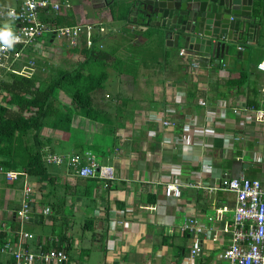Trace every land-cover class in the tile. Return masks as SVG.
<instances>
[{
	"label": "crops",
	"instance_id": "obj_1",
	"mask_svg": "<svg viewBox=\"0 0 264 264\" xmlns=\"http://www.w3.org/2000/svg\"><path fill=\"white\" fill-rule=\"evenodd\" d=\"M19 1L0 0V9L17 8ZM135 1L70 0L71 6L58 12L39 10V19L50 28L82 25L78 44L48 30L23 49L24 56L11 69L0 70V81L12 73L34 75L39 82L50 79L71 63L77 67L91 39L92 49L105 54L94 64L102 62L106 71L105 87L93 100L118 123L102 124L78 113L69 124L60 112L45 118L40 142L56 186L19 174L9 182L0 167V242L10 240L17 247L21 232L29 231L34 236L24 245L33 251L64 248L66 264H228L223 253L232 239L236 195L222 188L221 178L240 173L264 177V120L245 119L233 110L264 108V71L258 68L264 57V6L257 12L259 0H252L253 37L226 39L230 51L217 58L185 48L182 40L176 46L173 37L169 43L164 34L160 38L161 31L134 15ZM3 26L14 30L18 22L0 16ZM9 98L0 92V103L17 108ZM58 98L65 107L73 105L64 87L58 88ZM210 108L216 116L207 115ZM163 119L175 126L166 127ZM189 120L230 136L199 137L186 153L169 139L184 136L182 127ZM82 143L107 151L102 157L86 150L114 167V179L77 174L69 160L80 155L83 164L88 162L86 151H78ZM52 146L57 150L51 151ZM173 180L181 186L179 197L165 194L164 185ZM27 185L34 189L32 214L39 216L23 222L16 210ZM46 207L48 214L43 213ZM189 218L203 223L202 233L181 230ZM197 245L201 252L192 258ZM13 261L10 255L0 257V264Z\"/></svg>",
	"mask_w": 264,
	"mask_h": 264
},
{
	"label": "built area",
	"instance_id": "obj_2",
	"mask_svg": "<svg viewBox=\"0 0 264 264\" xmlns=\"http://www.w3.org/2000/svg\"><path fill=\"white\" fill-rule=\"evenodd\" d=\"M70 0H23L20 10L17 8L0 9V16L9 18L18 22L16 29L1 27L0 32L7 31L10 36L5 39L0 36V70L11 69L14 63L24 56L23 49L28 44L36 43L40 40L46 31L53 30L62 37L68 39L73 45H77L85 28L76 24L59 28L49 27L45 22L39 19V10L46 7H52L56 12L63 7H70ZM11 13V15H10ZM93 40L88 39L89 49L93 47ZM181 54H184L181 51ZM30 65H34V60H29ZM196 65V64H195ZM258 68L264 71V57L258 63ZM218 105L221 107L222 102ZM234 113L240 117L248 119L255 117L264 120V108L249 106L244 108L236 107ZM207 115H217L215 109H208ZM155 119H158L156 117ZM166 127L175 126L171 119H163ZM184 136H174L169 139L170 142L181 144L186 151L190 153L191 148L197 142L199 137L206 136H230L227 133H219L214 126H201L193 120L183 124ZM84 155L88 162L83 164L80 155H74L70 158L69 164L77 169V174L81 177H99L103 181L115 178V169L108 164H102L97 161L96 155L86 151ZM51 160L61 162L62 158L52 156ZM175 171H180V166H172ZM210 170L208 165L204 167ZM5 176L9 182H14L19 175L16 171H6ZM222 188L235 193L236 207L233 221V234L230 245L225 249L223 258L228 264H264V177L262 179L249 178L244 173L238 175L225 174L221 178ZM167 196L179 197L181 195V186L178 181H169L164 185ZM33 186L27 185L24 189V200L22 205L16 210V216L23 222L30 220L33 212L31 206ZM51 209L46 207L43 213H50ZM182 231H190L194 234L202 233L204 225L196 218H189L181 226ZM34 235L29 231H23L20 235V244L16 247L10 240L0 242V257L10 255L14 261L12 264H66L69 262V255L66 249L54 247L50 249H39L33 251L26 245V241ZM215 237L217 235H214ZM201 252V247L197 245L192 249L191 257Z\"/></svg>",
	"mask_w": 264,
	"mask_h": 264
},
{
	"label": "trees",
	"instance_id": "obj_3",
	"mask_svg": "<svg viewBox=\"0 0 264 264\" xmlns=\"http://www.w3.org/2000/svg\"><path fill=\"white\" fill-rule=\"evenodd\" d=\"M263 6L264 0H259L257 12L262 10ZM103 56L105 54L102 49H88L85 59L78 63L77 67L59 69L50 79H43L40 82L36 79L37 76L28 77L16 73H12L8 80L0 81V92L5 90L6 96L10 97L9 101L17 106L11 108L0 103V167L5 172L16 171L21 177L28 175L56 186L52 184L55 176L44 158L45 145L40 142V132L49 114L60 112L67 120V124L71 122L74 113L102 124L112 126L118 124L112 119L113 114L110 110L97 107L93 100L94 94L105 87V66L101 61L94 64ZM92 66L95 67L93 70ZM61 87H64V91L71 97L73 105L70 107L59 103L57 95L58 88ZM195 95L196 91L190 98L193 99ZM56 150L55 146L51 147V151ZM86 150H92L102 157L107 154L100 145L82 143L78 151L84 153ZM49 204L51 208H57L54 203Z\"/></svg>",
	"mask_w": 264,
	"mask_h": 264
},
{
	"label": "water",
	"instance_id": "obj_4",
	"mask_svg": "<svg viewBox=\"0 0 264 264\" xmlns=\"http://www.w3.org/2000/svg\"><path fill=\"white\" fill-rule=\"evenodd\" d=\"M251 3L252 0H136L134 15L161 31L168 43L173 37L176 46L182 40L187 49L221 58L230 51L226 39L253 37ZM38 216L33 213L30 220Z\"/></svg>",
	"mask_w": 264,
	"mask_h": 264
},
{
	"label": "clouds",
	"instance_id": "obj_5",
	"mask_svg": "<svg viewBox=\"0 0 264 264\" xmlns=\"http://www.w3.org/2000/svg\"><path fill=\"white\" fill-rule=\"evenodd\" d=\"M10 15H11V13H10ZM0 36H3L5 39H7V37L10 36V33H8L7 31L0 32Z\"/></svg>",
	"mask_w": 264,
	"mask_h": 264
},
{
	"label": "rangeland",
	"instance_id": "obj_6",
	"mask_svg": "<svg viewBox=\"0 0 264 264\" xmlns=\"http://www.w3.org/2000/svg\"><path fill=\"white\" fill-rule=\"evenodd\" d=\"M68 63H69V65H70L71 61H69ZM74 66H75V64L71 63L69 69H71V68L74 67ZM65 93H66V92H65ZM57 96H58V95H57Z\"/></svg>",
	"mask_w": 264,
	"mask_h": 264
}]
</instances>
